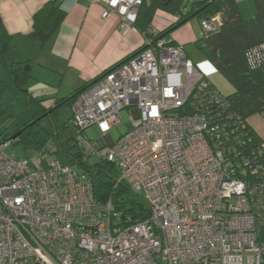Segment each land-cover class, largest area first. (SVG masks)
<instances>
[{"label": "built area", "instance_id": "obj_1", "mask_svg": "<svg viewBox=\"0 0 264 264\" xmlns=\"http://www.w3.org/2000/svg\"><path fill=\"white\" fill-rule=\"evenodd\" d=\"M125 33L142 0H86ZM219 16L201 19L200 36ZM157 30L152 28L151 33ZM137 50L71 104L84 156L115 165L147 201V218L120 224L111 199L55 155L19 158L0 142V264H264V142L248 150L223 95L180 44L143 35ZM259 64L264 45L246 53ZM129 111L127 130H110ZM95 127L99 143L86 129ZM260 161V162H259ZM264 172V171H262Z\"/></svg>", "mask_w": 264, "mask_h": 264}, {"label": "trees", "instance_id": "obj_2", "mask_svg": "<svg viewBox=\"0 0 264 264\" xmlns=\"http://www.w3.org/2000/svg\"><path fill=\"white\" fill-rule=\"evenodd\" d=\"M251 1L252 16L244 17L236 0L195 1L186 15L180 11L184 0H142L133 23V27L146 37L158 39L166 38L171 30L192 17L200 21L219 16L218 27L205 36H199L197 45L214 68L232 84V92L222 95L228 105L227 111L237 125L236 130H246L248 133L245 139L248 150L264 142V138L247 121L256 113L264 117V57H260L259 64H252L246 56L251 49L264 45V0ZM58 2L48 0L33 14L32 32H42L47 38L55 31L64 16ZM156 9L175 14L177 20L157 30L154 35L151 33V22ZM12 40L13 35L5 29L0 16V118L7 122L0 127V142L21 130L13 143L22 142L35 154L63 156L67 159L65 163L85 172L91 181L95 200L103 202L110 198L115 209L122 213L120 224L136 223L147 218L148 208L138 199V194L124 182L116 184L117 169L114 164L100 160L90 165L84 161V153L78 147L75 130L70 123L71 117L65 120L58 111L63 105H71L81 91L144 48V44L75 88L69 95L56 98L54 106L45 107L43 99L31 95L26 85L29 71L24 66L28 61L15 60L10 54ZM6 98L10 101L7 104ZM260 161L264 164V154ZM262 171L260 178H264ZM259 239L264 241V226L260 229Z\"/></svg>", "mask_w": 264, "mask_h": 264}, {"label": "crops", "instance_id": "obj_3", "mask_svg": "<svg viewBox=\"0 0 264 264\" xmlns=\"http://www.w3.org/2000/svg\"><path fill=\"white\" fill-rule=\"evenodd\" d=\"M46 1L0 0V16L5 29L13 35L11 56L15 60H27L28 71L32 70L35 79L50 88L49 92L53 93L57 87L53 94H48L44 88L38 91L41 93L34 94L36 86H27L33 90L29 89L31 95L42 98L43 105L49 107L54 106L56 98L69 95L103 69L136 50L144 38L133 26L125 33L120 32L116 14L103 19L102 6L86 0H58L59 10L64 16L55 31L46 38L42 32H32V16ZM156 14L160 15L159 23L155 21ZM173 22L174 15L156 9L151 24L152 28L162 30ZM197 34L200 36V28L196 33L192 30L190 35L177 32V36L173 34L169 40L180 44L186 55L208 72L210 68L205 66L207 58L197 45ZM135 35L136 42L141 39V43L134 48ZM62 85L64 88L70 86L71 90L58 97ZM248 122L255 130H264L262 124L260 128L255 127L249 117ZM90 129L96 130L95 127ZM93 141L99 143V138Z\"/></svg>", "mask_w": 264, "mask_h": 264}, {"label": "rangeland", "instance_id": "obj_4", "mask_svg": "<svg viewBox=\"0 0 264 264\" xmlns=\"http://www.w3.org/2000/svg\"><path fill=\"white\" fill-rule=\"evenodd\" d=\"M195 1H199V0H184L183 5L180 8L181 13L183 15H186L191 9V4ZM236 1L238 2L241 15H243L244 17L252 16L253 3L251 0H236ZM160 10H162V9H160ZM162 11H164V10H162ZM159 18H160V15L156 14L155 21L157 23L160 22ZM175 20H177V16L174 14V21ZM160 25H162V23ZM199 28H200V24H199L198 19L196 17H192L189 20H187L185 23L181 24L179 27L171 30V32L166 35V38L170 39L173 36V34H174V36H177V32L182 33L184 35H190L192 30H193V32L196 33V32H198ZM136 36L137 35H135L134 41H133V43H134L133 47L134 48L137 47L141 43V39H140V42H136V38H137ZM197 36H199V35L197 34ZM50 41L52 42L53 40H50ZM50 44L51 43L49 42L48 46ZM43 48H45V46ZM38 49L39 48H37V50ZM206 56L207 55L205 54V57ZM205 61H206L205 66H209V68H210L208 72L205 71L206 76L208 77L209 81L220 91L221 94H223V95L230 94L233 90V87H232V84L230 83V81L220 71H218L216 68H214V66L209 61H207V60H205ZM195 63H198V62H195ZM207 69H208V67H207ZM34 76H35L34 72L32 70H30L29 71V78H28L27 84H26L29 87L32 86V88L34 86H36L35 91H33L31 88H29V89H31V91L34 92V94L35 93H41V92H38V91H40L41 88H44L45 90H47L48 94H50V93L53 94V93H55L54 91L57 92V87L55 90H53V93L49 92L50 88L45 83L35 79ZM44 82H46V81H44ZM70 90H71L70 86H66V88H64V85H62L60 87V90H58L57 96L59 97L61 95L67 94V93H69ZM8 102H10V101L6 98V104ZM58 111H59V114L61 115V117L65 120H67L71 115V107H70V105H67V104L59 107ZM119 114H120V117L122 119V122L117 124V126L113 127L109 132L110 138L113 141H116L120 137V135H122L127 130L126 122L129 120V117H130L129 111L127 109H122L119 112ZM249 120L251 122H253L254 126L257 128H260V124H262L264 126V117L260 113H256V114L251 115L249 117ZM247 121H248V118H247ZM6 123L7 122H5V120L3 118L2 119L0 118V127ZM256 131L261 137L264 138V130H256ZM86 134L91 140H96L99 138V134L97 133V131L90 129V127L86 129ZM5 152L8 154H11L12 152H14L17 157H19V158H25L26 157L30 160V162H31L30 158L33 157L34 153H35L31 148L24 147L22 142L11 143L9 146H7L5 148ZM59 160L61 162L67 161V159L63 156H60ZM84 161L91 165V164H94L100 160L96 155L91 154L89 156H86ZM115 174L117 176H119L118 170L115 172ZM137 196H138V199L145 206H147V201L144 199L143 194H138Z\"/></svg>", "mask_w": 264, "mask_h": 264}, {"label": "water", "instance_id": "obj_5", "mask_svg": "<svg viewBox=\"0 0 264 264\" xmlns=\"http://www.w3.org/2000/svg\"><path fill=\"white\" fill-rule=\"evenodd\" d=\"M24 67H25V69H27V70H28V68H29L28 65H25ZM20 132H21V130L18 131V132H16L15 134H13L10 138H11L12 140H15V139L18 137V135L20 134Z\"/></svg>", "mask_w": 264, "mask_h": 264}, {"label": "clouds", "instance_id": "obj_6", "mask_svg": "<svg viewBox=\"0 0 264 264\" xmlns=\"http://www.w3.org/2000/svg\"><path fill=\"white\" fill-rule=\"evenodd\" d=\"M200 22V21H199ZM14 141V140H13ZM34 155H35V153H34Z\"/></svg>", "mask_w": 264, "mask_h": 264}]
</instances>
